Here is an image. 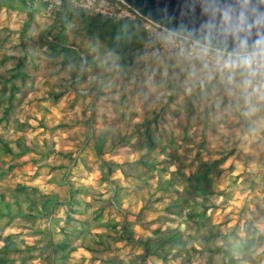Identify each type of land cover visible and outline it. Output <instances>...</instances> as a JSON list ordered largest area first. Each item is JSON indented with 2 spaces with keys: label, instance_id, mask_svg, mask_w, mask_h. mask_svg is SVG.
<instances>
[{
  "label": "rangeland",
  "instance_id": "374dc122",
  "mask_svg": "<svg viewBox=\"0 0 264 264\" xmlns=\"http://www.w3.org/2000/svg\"><path fill=\"white\" fill-rule=\"evenodd\" d=\"M66 2L0 0V264H264V80Z\"/></svg>",
  "mask_w": 264,
  "mask_h": 264
},
{
  "label": "water",
  "instance_id": "95a60500",
  "mask_svg": "<svg viewBox=\"0 0 264 264\" xmlns=\"http://www.w3.org/2000/svg\"><path fill=\"white\" fill-rule=\"evenodd\" d=\"M119 1L158 27L215 50H264V0Z\"/></svg>",
  "mask_w": 264,
  "mask_h": 264
},
{
  "label": "built area",
  "instance_id": "2783aa9c",
  "mask_svg": "<svg viewBox=\"0 0 264 264\" xmlns=\"http://www.w3.org/2000/svg\"><path fill=\"white\" fill-rule=\"evenodd\" d=\"M64 1L66 2V0H43L42 10L47 16L59 17L64 9ZM74 4L88 14H102L111 18H121L130 14L139 16L119 0H75ZM157 28L159 31L154 29L150 37L182 56L197 58L222 69L241 71L254 82L261 83L264 80V50L253 54L232 55L199 44L158 26Z\"/></svg>",
  "mask_w": 264,
  "mask_h": 264
},
{
  "label": "trees",
  "instance_id": "16d2710c",
  "mask_svg": "<svg viewBox=\"0 0 264 264\" xmlns=\"http://www.w3.org/2000/svg\"><path fill=\"white\" fill-rule=\"evenodd\" d=\"M4 4H9L4 2ZM63 8H68V3L64 1ZM84 13V12H83ZM85 28L88 32H100L106 36L107 45L118 55L119 64L121 66L132 62L135 55V50L143 46L147 39L146 31L137 21L128 18L115 19L107 18L101 15L89 16L84 14L83 17ZM203 176L196 179V186H198ZM198 189H200L198 187ZM18 250L17 245L13 242L5 243L0 252L4 257L10 253ZM0 257V262L4 260Z\"/></svg>",
  "mask_w": 264,
  "mask_h": 264
}]
</instances>
